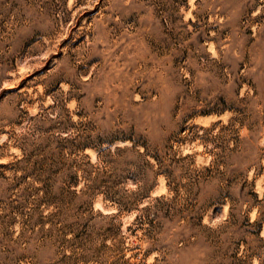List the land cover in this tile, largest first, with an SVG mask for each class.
Wrapping results in <instances>:
<instances>
[{
  "label": "rangeland",
  "instance_id": "374dc122",
  "mask_svg": "<svg viewBox=\"0 0 264 264\" xmlns=\"http://www.w3.org/2000/svg\"><path fill=\"white\" fill-rule=\"evenodd\" d=\"M0 264H264V0H0Z\"/></svg>",
  "mask_w": 264,
  "mask_h": 264
}]
</instances>
